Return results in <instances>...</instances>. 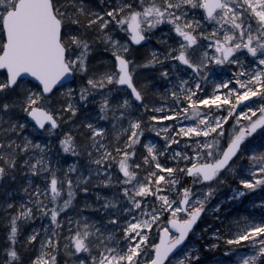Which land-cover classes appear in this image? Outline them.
I'll use <instances>...</instances> for the list:
<instances>
[{"label":"snow or ice","instance_id":"snow-or-ice-1","mask_svg":"<svg viewBox=\"0 0 264 264\" xmlns=\"http://www.w3.org/2000/svg\"><path fill=\"white\" fill-rule=\"evenodd\" d=\"M0 224V264H264V0H0Z\"/></svg>","mask_w":264,"mask_h":264},{"label":"rangeland","instance_id":"rangeland-1","mask_svg":"<svg viewBox=\"0 0 264 264\" xmlns=\"http://www.w3.org/2000/svg\"><path fill=\"white\" fill-rule=\"evenodd\" d=\"M141 75H142V76H150V75H153V74H152V72H150V71H146V72H142ZM159 83H163V82H162V81H159ZM154 137H155V133H150V134H149V138H150V139H152V138H154ZM159 139H162V137L159 138ZM228 191H229V190H228V186H227V185L222 186V189H221V192H222V193H227ZM220 198L223 199V198H224L223 195H221ZM235 207H239V206H234V208H235ZM245 207H250V206L247 205V204H245ZM233 215H235V211H233ZM229 218H232V217H229ZM206 219H207L209 225H213L214 221H213V216H212L211 213L208 214V216L206 217ZM202 226H203V225H202ZM198 231H199V229H198ZM196 242H197V243H200V241H196ZM64 259H67V258L64 257ZM61 264H63V262H62ZM69 264H71V261H70V260H69Z\"/></svg>","mask_w":264,"mask_h":264},{"label":"trees","instance_id":"trees-1","mask_svg":"<svg viewBox=\"0 0 264 264\" xmlns=\"http://www.w3.org/2000/svg\"><path fill=\"white\" fill-rule=\"evenodd\" d=\"M152 74L155 75V73H152ZM3 233H4V227H3L2 224H0V236H2ZM63 260H64V257H63V255H62L61 263L63 262Z\"/></svg>","mask_w":264,"mask_h":264}]
</instances>
